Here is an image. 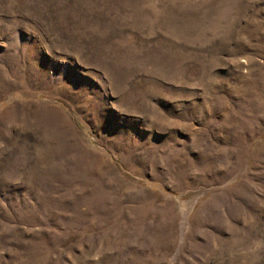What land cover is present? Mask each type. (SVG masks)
Returning a JSON list of instances; mask_svg holds the SVG:
<instances>
[{
  "label": "rangeland",
  "instance_id": "obj_1",
  "mask_svg": "<svg viewBox=\"0 0 264 264\" xmlns=\"http://www.w3.org/2000/svg\"><path fill=\"white\" fill-rule=\"evenodd\" d=\"M0 264H264V0H0Z\"/></svg>",
  "mask_w": 264,
  "mask_h": 264
}]
</instances>
